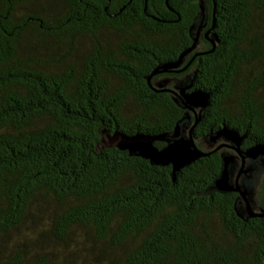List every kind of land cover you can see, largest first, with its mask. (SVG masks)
Instances as JSON below:
<instances>
[{
	"label": "trees",
	"instance_id": "trees-1",
	"mask_svg": "<svg viewBox=\"0 0 264 264\" xmlns=\"http://www.w3.org/2000/svg\"><path fill=\"white\" fill-rule=\"evenodd\" d=\"M204 1L208 22L180 68L190 64L150 84L194 70L192 88L210 93L195 135L226 125L246 134L242 147L264 143V0ZM197 10V0H0V264H264V217L244 220L236 193L209 190L219 151L173 179L171 165L101 141L172 130L184 110L145 76L191 45ZM258 199L264 210V174ZM44 204L39 226L33 207ZM84 228L93 247L70 256Z\"/></svg>",
	"mask_w": 264,
	"mask_h": 264
},
{
	"label": "water",
	"instance_id": "water-1",
	"mask_svg": "<svg viewBox=\"0 0 264 264\" xmlns=\"http://www.w3.org/2000/svg\"><path fill=\"white\" fill-rule=\"evenodd\" d=\"M197 5L198 10L188 28L191 45L183 49L177 58L158 63L152 72L145 76L155 92L169 94L171 100L184 110L182 116L168 132L126 134L115 130L112 134L103 136L101 141L104 147L126 150L129 156L149 160L151 165H171L173 179L180 169L189 166L200 157L209 155L210 152L219 151L220 169L212 178L209 190L221 194L236 193L234 209L244 220L264 217V210L258 199V188L264 174V143L257 142L242 147L246 134L226 125L209 130L201 137L195 135L194 129L204 117L210 93L192 88L194 70L181 76L162 77L155 81L153 86L150 84L153 75L181 72L193 59L194 56L180 68L191 51L199 45L200 34L209 19L205 1L197 0ZM209 39L214 44L216 36L212 34ZM156 141L162 142L163 145L156 146ZM197 142L201 143V147Z\"/></svg>",
	"mask_w": 264,
	"mask_h": 264
},
{
	"label": "rangeland",
	"instance_id": "rangeland-1",
	"mask_svg": "<svg viewBox=\"0 0 264 264\" xmlns=\"http://www.w3.org/2000/svg\"><path fill=\"white\" fill-rule=\"evenodd\" d=\"M42 1H45V0H42ZM100 37V35H99ZM102 39L104 40H113L115 38V35L112 34V33H108V32H104L102 35H101ZM112 80V79H111ZM115 83V81L113 82ZM198 146L201 147V143L200 142H197ZM51 205L50 204H44V205H39L37 207H33L35 211H37L38 213V217H41V219H38V225L40 226V221L42 219H44L46 217V215L48 214V209H50ZM34 218V217H32ZM89 231L87 230V228H84V229H79L75 232L74 235H72L71 237L72 238H76V241H73L71 243L70 246L67 247V252L70 256H74L75 252L78 251L80 249V247L86 245L87 247H90L92 245L93 247V244H89V242H85V234H89L88 233Z\"/></svg>",
	"mask_w": 264,
	"mask_h": 264
}]
</instances>
